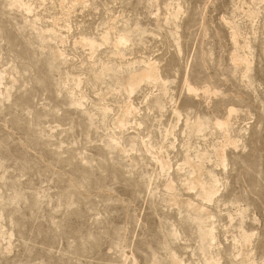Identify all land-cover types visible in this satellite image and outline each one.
<instances>
[{"label": "rangeland", "instance_id": "rangeland-1", "mask_svg": "<svg viewBox=\"0 0 264 264\" xmlns=\"http://www.w3.org/2000/svg\"><path fill=\"white\" fill-rule=\"evenodd\" d=\"M0 264H264V0H0Z\"/></svg>", "mask_w": 264, "mask_h": 264}]
</instances>
